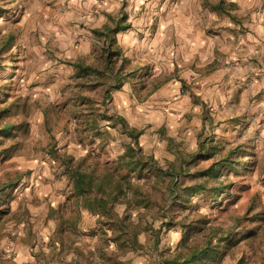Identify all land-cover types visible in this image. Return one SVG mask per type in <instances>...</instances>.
<instances>
[{"label": "rangeland", "instance_id": "374dc122", "mask_svg": "<svg viewBox=\"0 0 264 264\" xmlns=\"http://www.w3.org/2000/svg\"><path fill=\"white\" fill-rule=\"evenodd\" d=\"M104 1L0 0V264H172L223 231L234 239L218 264H264V94L191 113L176 141L152 122L131 127L112 101L131 75L115 42L126 28L114 30L128 15H107ZM129 144L178 171L180 190L201 175L207 187L181 205L171 175L126 167L118 176L149 205L88 207L62 159L114 168Z\"/></svg>", "mask_w": 264, "mask_h": 264}, {"label": "crops", "instance_id": "0c3cea01", "mask_svg": "<svg viewBox=\"0 0 264 264\" xmlns=\"http://www.w3.org/2000/svg\"><path fill=\"white\" fill-rule=\"evenodd\" d=\"M104 2L128 15L115 42L131 75L112 101L131 127L152 122L176 141L191 113L264 94V0Z\"/></svg>", "mask_w": 264, "mask_h": 264}, {"label": "trees", "instance_id": "16d2710c", "mask_svg": "<svg viewBox=\"0 0 264 264\" xmlns=\"http://www.w3.org/2000/svg\"><path fill=\"white\" fill-rule=\"evenodd\" d=\"M129 24H121V21H117L116 29L128 28ZM110 27L106 31L96 30L100 34L109 36ZM75 66L82 69L93 70L91 66L82 67L79 63H75ZM122 122V117H121ZM2 132L9 130V127H4ZM134 129L129 130V134L132 135ZM141 131L134 133L136 138ZM1 134V133H0ZM55 156L61 157L56 150H52ZM63 158V157H62ZM64 163L67 164V171L70 174L73 182V193L77 196H82L86 202V205L90 208H100L104 213L110 214L113 210V205L118 201H126L127 207H132L133 205L143 204V206H148L151 202L150 193L142 189L139 184L133 183L129 177L128 173L131 171H138L140 174L143 169L147 168L149 170L154 169L159 174L171 175L173 178L172 188L174 189L173 202L179 199L181 205L184 204L186 198L191 195L196 190H203L207 187L205 179L201 175V179L196 178L194 184L184 185L180 190L178 188L179 172L175 169H165L156 163V160L152 155L145 156L140 147H136L133 144H129L124 154L116 161V166L113 168L109 165H104L101 168L98 166H90L88 168L82 167L81 162L74 165L72 163L73 156L67 157V159H62ZM128 168L129 172L122 177L118 176L117 169ZM207 172V170H205ZM205 174V172L203 173ZM214 176V173H212ZM14 186V184L12 185ZM225 185L221 184L220 187L223 188ZM8 188V187H7ZM6 188V189H7ZM133 190L132 196L128 197V192ZM182 193V194H181ZM3 193H0V195ZM218 196V193H215ZM128 215L124 220H119V224L122 228L126 229L128 226ZM212 229L216 231L213 232L217 235L219 227L211 226ZM234 239L233 232H221L217 235L216 239L208 238L202 243L195 244L193 246H187V251H177L172 264H218L221 257L226 253L228 245ZM240 264V263H238Z\"/></svg>", "mask_w": 264, "mask_h": 264}]
</instances>
